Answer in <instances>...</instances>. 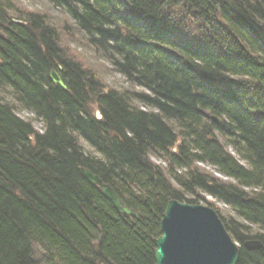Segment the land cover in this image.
<instances>
[{"label":"trees","instance_id":"16d2710c","mask_svg":"<svg viewBox=\"0 0 264 264\" xmlns=\"http://www.w3.org/2000/svg\"><path fill=\"white\" fill-rule=\"evenodd\" d=\"M45 1L65 23L0 0V264H155L167 204L206 197L264 264V0Z\"/></svg>","mask_w":264,"mask_h":264},{"label":"water","instance_id":"95a60500","mask_svg":"<svg viewBox=\"0 0 264 264\" xmlns=\"http://www.w3.org/2000/svg\"><path fill=\"white\" fill-rule=\"evenodd\" d=\"M50 80L61 90L66 86L55 71ZM94 116L101 119L96 111ZM218 123L219 119L211 117ZM81 177L97 187L103 197L113 205L119 215L139 219V214L121 202L112 187L101 181L89 170L79 168ZM160 237L153 241L155 264H236L238 245L226 232L216 211L202 205L170 201L160 221ZM245 247L250 251L259 249L260 243L248 241Z\"/></svg>","mask_w":264,"mask_h":264},{"label":"rangeland","instance_id":"374dc122","mask_svg":"<svg viewBox=\"0 0 264 264\" xmlns=\"http://www.w3.org/2000/svg\"><path fill=\"white\" fill-rule=\"evenodd\" d=\"M19 4L21 6H23L24 8H27L29 10H45L46 13L51 17V19H53V21L60 26L61 24L65 23V18L63 16V12L60 10V8H55L52 7L50 4L46 3L45 0H18ZM88 55H90V53H87ZM87 55V57L89 58V56ZM91 60V59H90ZM94 61V60H91ZM101 65H103V63L101 62ZM104 72V71H103ZM104 79H105V83H108L110 86H113L115 88L117 87H121V86H125L123 82H121L122 78L119 75H113L112 73L109 72H104L103 74ZM93 110L96 109L94 106L91 107ZM22 117H26V115L24 113L20 114ZM35 127L38 129V125L34 124ZM80 146L82 147V149L84 150L85 154H89L91 156H94L96 158H100V155L97 154L94 149H92L87 143H85L82 139H80L79 141ZM207 169V168H206ZM209 170V169H207ZM217 177L219 179H224L223 177H220L217 175ZM205 200L212 205L213 209L218 210L220 212V216L223 218H227L229 216V210L224 206V205H220L219 203H217L215 200H213L212 198H205ZM199 205L202 206H207L206 203H204L203 201L199 202ZM198 205V206H199ZM210 206V205H209Z\"/></svg>","mask_w":264,"mask_h":264},{"label":"flooded vegetation","instance_id":"af4514ba","mask_svg":"<svg viewBox=\"0 0 264 264\" xmlns=\"http://www.w3.org/2000/svg\"><path fill=\"white\" fill-rule=\"evenodd\" d=\"M246 242H248V241H246ZM246 242H245V243H246ZM254 242H256V241H254ZM237 245H238V244H237ZM238 247H239V245H238ZM244 248H245V244H244ZM246 249H247V248H246Z\"/></svg>","mask_w":264,"mask_h":264},{"label":"bare ground","instance_id":"6f19581e","mask_svg":"<svg viewBox=\"0 0 264 264\" xmlns=\"http://www.w3.org/2000/svg\"><path fill=\"white\" fill-rule=\"evenodd\" d=\"M49 79H50V76H49ZM101 118H102V117H101ZM79 168H82V167H79ZM79 168H78V169H79Z\"/></svg>","mask_w":264,"mask_h":264},{"label":"snow or ice","instance_id":"6c2138e0","mask_svg":"<svg viewBox=\"0 0 264 264\" xmlns=\"http://www.w3.org/2000/svg\"><path fill=\"white\" fill-rule=\"evenodd\" d=\"M165 2H166V0H165ZM210 191H211V189H209ZM214 194H216V193H214Z\"/></svg>","mask_w":264,"mask_h":264}]
</instances>
